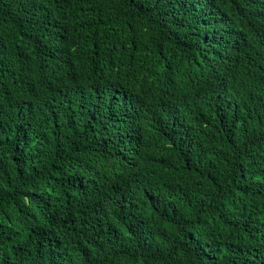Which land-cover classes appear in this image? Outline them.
Returning a JSON list of instances; mask_svg holds the SVG:
<instances>
[{"label": "trees", "instance_id": "1", "mask_svg": "<svg viewBox=\"0 0 264 264\" xmlns=\"http://www.w3.org/2000/svg\"><path fill=\"white\" fill-rule=\"evenodd\" d=\"M0 264H264V0H0Z\"/></svg>", "mask_w": 264, "mask_h": 264}]
</instances>
